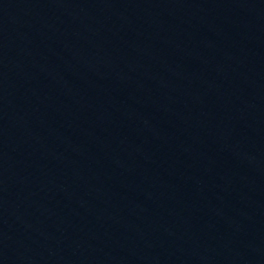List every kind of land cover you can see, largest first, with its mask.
I'll use <instances>...</instances> for the list:
<instances>
[{
  "label": "water",
  "instance_id": "water-1",
  "mask_svg": "<svg viewBox=\"0 0 264 264\" xmlns=\"http://www.w3.org/2000/svg\"><path fill=\"white\" fill-rule=\"evenodd\" d=\"M0 264H264V0H0Z\"/></svg>",
  "mask_w": 264,
  "mask_h": 264
}]
</instances>
